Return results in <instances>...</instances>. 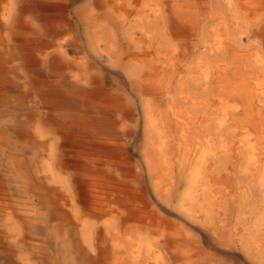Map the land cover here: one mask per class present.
I'll return each instance as SVG.
<instances>
[{
    "label": "bare ground",
    "instance_id": "6f19581e",
    "mask_svg": "<svg viewBox=\"0 0 264 264\" xmlns=\"http://www.w3.org/2000/svg\"><path fill=\"white\" fill-rule=\"evenodd\" d=\"M76 3L0 0V264L264 253V0Z\"/></svg>",
    "mask_w": 264,
    "mask_h": 264
},
{
    "label": "rangeland",
    "instance_id": "374dc122",
    "mask_svg": "<svg viewBox=\"0 0 264 264\" xmlns=\"http://www.w3.org/2000/svg\"><path fill=\"white\" fill-rule=\"evenodd\" d=\"M84 2H85V0H77V3L75 6L78 7L81 4H83ZM118 77L115 76L114 77L115 81L113 80L116 83V87L120 88L121 91H123V90L128 91L129 86H127L128 84H127L126 80L124 79V77H121V76H118ZM120 78H122V80ZM126 88H127V90H126ZM144 104H146L145 101H143L141 99H136L135 107L140 106L139 108L141 111V119H142L143 123L145 121L144 120L145 119V113H144L143 107H147V104L146 105H144ZM14 137H15V139L16 138L19 139L20 136L14 135ZM252 202L249 203V205H250V207L248 205L249 211L246 213V216H250L251 221H253L255 219V216H256L255 211L257 209L256 202H254V201H252ZM240 209H241V206H238L236 204L232 205V207H231V221L233 223L235 221L237 222ZM217 258L220 260V264H264V253L263 252L261 254V253H258L257 251H252L251 254H249L248 252H246V249L243 248L242 246H239L238 250L232 251L231 253H229L227 255H225V253H223V252L217 251Z\"/></svg>",
    "mask_w": 264,
    "mask_h": 264
}]
</instances>
